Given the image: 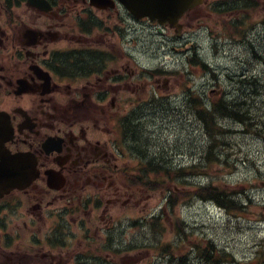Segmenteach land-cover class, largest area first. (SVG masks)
Listing matches in <instances>:
<instances>
[{
  "label": "flooded vegetation",
  "instance_id": "1",
  "mask_svg": "<svg viewBox=\"0 0 264 264\" xmlns=\"http://www.w3.org/2000/svg\"><path fill=\"white\" fill-rule=\"evenodd\" d=\"M133 23L163 32L120 0H0L5 146L36 176L0 196V264H130L115 233L142 189L122 163L146 155L126 120L132 96L153 87ZM147 70L157 95L162 76Z\"/></svg>",
  "mask_w": 264,
  "mask_h": 264
},
{
  "label": "rangeland",
  "instance_id": "2",
  "mask_svg": "<svg viewBox=\"0 0 264 264\" xmlns=\"http://www.w3.org/2000/svg\"><path fill=\"white\" fill-rule=\"evenodd\" d=\"M258 8L252 14V21L256 23L261 22L264 16L263 3H260ZM223 14L210 13L206 7L199 8L190 17L193 20L187 27L185 35L187 40L179 41H175V34L171 31L165 30L164 35H156L154 31L149 32L133 24L131 38L138 42V48H142L143 43L145 46L146 42L149 43L145 50L146 54L143 56L147 67L162 66L171 72L178 69L180 61L187 62L188 56L199 52V57L213 69L210 75H204L196 68L191 69L193 76L189 82H186L185 77L183 81L181 80V85L180 81L171 80L169 90L163 93V96L168 97L157 98L161 101L157 111L150 112L149 107L143 111V141L148 146L149 153H160L167 159L166 165L170 169L191 166L199 168L200 165H204V152L207 147L209 148L211 138L207 135L203 123L191 113L186 112L191 114L188 121L187 116L181 118L184 114L173 112V108L177 110V107L183 110L185 107L183 93L189 89L207 96L210 103L219 102L221 99L230 102L245 101L247 108H252L251 116L255 117V121L252 120V122L257 124L254 127L259 130L258 133H245L243 124L232 120H220V123L229 131L225 133L222 141L232 144L224 152L229 153L228 150L231 149L234 154L232 162L238 159L240 164L236 168L231 165L230 167L222 166V168L215 166L212 172L209 169L211 172L209 178H177L175 184H178L180 188L177 193L181 195L179 202L185 205L166 208L165 216L162 217L165 220L162 226L161 221L158 223L159 226H147V228L132 224L122 228L118 235L115 233V244L121 242L125 245L126 252L129 249L126 256L131 259L130 264H168L163 254V250L168 245H171L170 249L177 252L181 259L188 254L189 264H201L198 252H203L204 246L207 245L206 241L209 239L221 247L229 243L237 260H248L250 263L251 257H256L255 248L251 247L259 240L258 238L260 240L257 244L264 239V232L259 231L262 228L257 229L256 222L251 221L247 224L241 221L239 225L226 213L218 212L215 206L197 198L189 201L188 196H185L189 190L192 191L198 185H206L213 180L216 185L227 186L229 189L240 185L254 186L259 190L256 192L251 190V196L256 194V196L264 197L262 189L264 188V107H260L264 105V97H258L252 102L254 99L244 80L247 75L264 73V70L258 65L253 67L254 72H252V66L248 65L252 58L249 48L241 45L239 42L241 37L237 36L234 28L227 32L225 27L227 25L223 23L234 21L235 18ZM147 96L148 93L137 99L133 97L132 101L142 99L145 102L148 98L141 97ZM122 165H127L133 171L139 166V161L128 160ZM164 198L163 194L149 192L147 210L143 215L160 214L163 211ZM262 210L255 205L250 211L249 218L262 219ZM131 215L133 219L139 216L138 211H132ZM176 219L183 222L177 227L183 228V231L188 234L187 239L184 233L178 235L177 231L173 232V222L175 221L176 224ZM110 253L113 257L111 249ZM115 258L119 261V255Z\"/></svg>",
  "mask_w": 264,
  "mask_h": 264
},
{
  "label": "water",
  "instance_id": "3",
  "mask_svg": "<svg viewBox=\"0 0 264 264\" xmlns=\"http://www.w3.org/2000/svg\"><path fill=\"white\" fill-rule=\"evenodd\" d=\"M137 17L149 16L161 24L178 26L185 12L201 4L203 0H121ZM0 125V194L22 187L31 180L29 163L22 156H13L4 149L6 128Z\"/></svg>",
  "mask_w": 264,
  "mask_h": 264
},
{
  "label": "trees",
  "instance_id": "4",
  "mask_svg": "<svg viewBox=\"0 0 264 264\" xmlns=\"http://www.w3.org/2000/svg\"><path fill=\"white\" fill-rule=\"evenodd\" d=\"M248 83H249V81H248ZM237 104H240V106H241L240 108H243L242 113L237 114V113H235V109H232ZM193 107L196 111L197 118L203 123V125L206 127L207 131L208 132L210 131L211 138L213 139L212 140L213 145L219 143V139H218V137H216L217 135H214L215 128L219 127L217 122H216V119H215L217 116L232 117L238 121H241V122L244 121L245 122L246 118H247V114L249 112V108L245 109L246 108V102H244V101L240 102V103H236L234 105L232 103H227V104L216 103L213 105L212 110L210 111L200 101L196 100L195 103L193 104ZM209 161L211 163L219 162V158L216 155V153L211 152V155L209 157ZM159 168H160L159 163L157 162V164L155 166V170H159ZM191 169L192 170L189 171V172H191L190 174L195 175V174H199L201 172V171H198V167H193ZM157 177H158V175H156V178ZM209 195L221 204L227 205L229 202L228 192L225 189H220L218 187L213 186L212 184H210L207 188H197L196 187L193 191H190L189 194H187L185 196L186 197L189 196L190 198L200 197V198L205 199L206 196H209ZM176 196L178 198L181 197V195L179 193H176L175 191H173V197H172L173 203L176 202L174 200V199H176ZM152 226H153V224H152ZM210 261L212 263L216 262L215 259L212 257H210Z\"/></svg>",
  "mask_w": 264,
  "mask_h": 264
},
{
  "label": "bare ground",
  "instance_id": "5",
  "mask_svg": "<svg viewBox=\"0 0 264 264\" xmlns=\"http://www.w3.org/2000/svg\"><path fill=\"white\" fill-rule=\"evenodd\" d=\"M208 80V79H207ZM225 87V86H224Z\"/></svg>",
  "mask_w": 264,
  "mask_h": 264
}]
</instances>
